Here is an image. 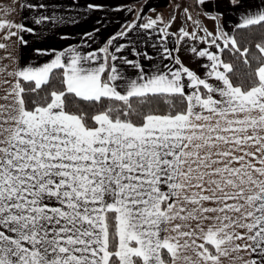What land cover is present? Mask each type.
Masks as SVG:
<instances>
[{"label":"snow or ice","instance_id":"obj_1","mask_svg":"<svg viewBox=\"0 0 264 264\" xmlns=\"http://www.w3.org/2000/svg\"><path fill=\"white\" fill-rule=\"evenodd\" d=\"M228 4L231 31L184 8L204 35L177 39L209 46L188 48L202 73L179 46L151 71L117 55L157 28L139 15L104 47L36 48L50 59L30 64L17 46L35 30L0 5V264H264V0ZM49 19L63 22L35 24Z\"/></svg>","mask_w":264,"mask_h":264},{"label":"crops","instance_id":"obj_2","mask_svg":"<svg viewBox=\"0 0 264 264\" xmlns=\"http://www.w3.org/2000/svg\"><path fill=\"white\" fill-rule=\"evenodd\" d=\"M180 0H0V5L15 6L16 11L11 16L5 17L16 23H23L27 27L35 30V34H24V39L28 41L27 47L17 46V53L30 64H43L50 59V56H37L35 49H55L56 51L66 50L69 47H75L82 52L97 50L106 46L109 37L119 33L123 26L133 21L139 15L142 17L137 24H142L148 18L158 19L156 29L137 28L128 33L123 39L113 42V45H124V50L117 54L128 60L140 63L146 70L168 64L173 66L172 61L162 59V48L169 49L179 46L178 55L185 66L197 73H202L200 67L202 61L195 57L189 50V46L195 44L198 48L209 47L199 40L187 43L178 41L179 30L186 29L187 23L183 27L172 26V12L175 6H178ZM260 0H248V3L258 4ZM190 13L202 28L209 32L214 31L221 20H213L211 16L223 13L221 19L226 25V30H233L239 19L240 14L229 9L228 0H207L206 6L197 7L194 0H187ZM220 7L217 9L216 4ZM35 4L45 5L46 7H36L29 10L22 5ZM89 4L100 5L99 8L89 9ZM170 7L172 9L170 10ZM131 9V11L129 10ZM47 16L63 18V22L54 23L51 19L42 24H35L38 17ZM193 18V19H195ZM72 21H75L73 23ZM193 27L188 32L196 31L197 36H203L202 30ZM99 29V31H97ZM158 29H165L168 34L167 40L163 39ZM234 31L232 32V34ZM91 34V35H86ZM214 51V48H209ZM139 54V55H137ZM151 57L152 59H147ZM6 62V61H5ZM121 71L128 76H134L136 70L128 64L117 61ZM178 67V66H177Z\"/></svg>","mask_w":264,"mask_h":264},{"label":"rangeland","instance_id":"obj_3","mask_svg":"<svg viewBox=\"0 0 264 264\" xmlns=\"http://www.w3.org/2000/svg\"><path fill=\"white\" fill-rule=\"evenodd\" d=\"M178 4H179L178 6H175V8H173L174 10L172 12V16L170 17V19L172 18V20H173V17H175V19L172 21V24L173 23H175V24H173L172 26H174V27H183L184 26L183 24L185 22V23H187L186 29L189 31L190 28L191 29L193 28L190 25H193V26H195V25L191 21H188L186 16H185V14H184V8L187 7L189 9L187 0H180L178 2ZM171 9H172V7H170V10ZM189 13H190V10H189ZM193 18H195V17H193ZM195 20H196V18H195ZM199 30H201V29H199Z\"/></svg>","mask_w":264,"mask_h":264},{"label":"trees","instance_id":"obj_4","mask_svg":"<svg viewBox=\"0 0 264 264\" xmlns=\"http://www.w3.org/2000/svg\"><path fill=\"white\" fill-rule=\"evenodd\" d=\"M233 35H237V33L234 31Z\"/></svg>","mask_w":264,"mask_h":264}]
</instances>
